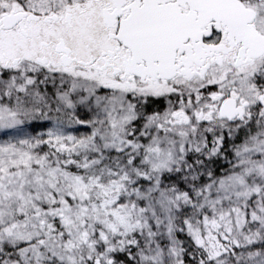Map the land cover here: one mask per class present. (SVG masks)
<instances>
[{
  "label": "snow or ice",
  "instance_id": "1",
  "mask_svg": "<svg viewBox=\"0 0 264 264\" xmlns=\"http://www.w3.org/2000/svg\"><path fill=\"white\" fill-rule=\"evenodd\" d=\"M0 264H264V0H0Z\"/></svg>",
  "mask_w": 264,
  "mask_h": 264
}]
</instances>
